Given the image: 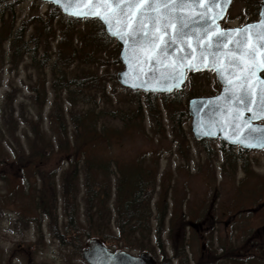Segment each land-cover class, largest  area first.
Instances as JSON below:
<instances>
[{"label":"rangeland","instance_id":"374dc122","mask_svg":"<svg viewBox=\"0 0 264 264\" xmlns=\"http://www.w3.org/2000/svg\"><path fill=\"white\" fill-rule=\"evenodd\" d=\"M51 4L0 0V264H88L83 247L79 250L69 237L60 239L66 223L60 175L67 164L58 150L60 138L63 145L74 143L72 113L87 111L99 112L94 115L100 116L99 126L105 125L107 137L83 128L79 145L66 152L75 157L83 152L96 162L110 163L108 231L115 237L116 173L136 164L156 172L150 202L153 232L146 249L136 241L114 238L112 250L148 251L158 264H237L238 258L239 264H264V148L197 140L192 131L188 101L220 91L215 72H190L185 83L189 98L182 103L168 97L166 106L160 96L161 119L154 120L147 109L131 118L144 97L117 79L124 67L121 44L109 35L105 41L97 37L102 30L97 18L71 17L72 29L66 30L67 15L49 21ZM246 5V0L233 1L230 23L245 21ZM16 34L22 39L17 52L11 45ZM72 52L73 60L64 58ZM83 74H97L100 85L94 89L72 85L67 90L54 83ZM114 109L120 116H112ZM170 110L176 111L175 124ZM58 111L63 114V131L55 121ZM50 137L55 149L43 154L41 147L50 148L46 144ZM158 206L167 209L160 242L155 233ZM191 221L197 226H190ZM185 256L187 261L177 259Z\"/></svg>","mask_w":264,"mask_h":264},{"label":"water","instance_id":"95a60500","mask_svg":"<svg viewBox=\"0 0 264 264\" xmlns=\"http://www.w3.org/2000/svg\"><path fill=\"white\" fill-rule=\"evenodd\" d=\"M51 2L58 6L61 13L70 17L85 18L83 16L73 15V12H82L89 8L93 11H99L102 7H108L111 11H115L114 6L91 5L84 3L83 0H59V3L54 0H44ZM232 0H218L215 6L207 8L206 4L198 5L195 8H184L176 11L177 16H188L191 19L188 28V37L177 38L175 35V25L179 22L176 19L171 21L167 30V37L169 40H175V45L169 44L163 47L158 57L163 61V65L168 66L167 71L160 63L152 64L147 61V53L144 49L138 48L127 35L125 40L121 41L111 35L109 27L101 19H99L105 28V32L110 37L115 38L121 44L120 59L124 65L123 69L117 72V79L124 87L141 92H156V93H172L183 88L187 81V74L191 71L209 69L215 72V75L222 85L219 93L209 96H194L188 101V113L191 117V127L194 136L198 140L208 138H219L229 144L239 145L246 149H263L264 148V117L259 116V112L264 105L261 104L258 98V90L264 89V76L262 72L264 68L257 67L253 73L248 77V83L245 88L250 90V100L245 104H240L237 100L239 95L238 90L229 83L233 80V76L228 75V71L233 72L236 76H241L247 73L250 64L259 65L264 61V50L260 45L264 44V26H260L259 22L264 19V0L261 2L260 20L255 23L247 25H257L253 29H247L241 34L240 32L226 31L231 29H243L242 27L223 28L220 21L225 17ZM68 5L67 10L65 5ZM140 7H143L142 5ZM222 14L215 18V27L211 20L207 23L200 19L198 13L207 11V15L212 17L214 13L221 12ZM139 11V7L133 8V15L129 19L128 30L131 31L134 14ZM148 15V13H146ZM95 18V17H91ZM188 23L189 21H184ZM148 24V21H144ZM205 27L212 29V34L221 33L225 30L215 41L218 46L215 50V64L213 67H208L210 63V53L213 49L209 48L205 52L202 61L196 59L197 40L199 46L203 47L212 40V35L205 36L203 29ZM160 25H156L155 48L161 49L164 45L165 34L159 30ZM140 39H143L142 35ZM242 40L243 44L240 46L244 53L254 49V59L249 60L246 56L241 59L244 63L239 66L226 71V59H235V55L230 52V48H236L235 42ZM189 46H191L189 48ZM181 48H188L192 52L189 59H185L183 63L177 59L183 56ZM139 53L144 57L139 64L135 59H132L134 53ZM154 54V53H153ZM191 66V67H190ZM176 67L177 71L182 72L183 75L177 77V72L173 71ZM243 68V71H241ZM219 69V71L215 70ZM135 85V87L133 86ZM250 108L252 111H247ZM239 110L238 117L235 124L240 125L241 128L230 126L228 121ZM249 123L253 126V130L249 132L243 129V125ZM241 136L245 143L240 144L233 141V137ZM82 257L88 264H157L154 256L148 251H142L134 254L124 249L112 250L99 237H90L85 242V247L82 249Z\"/></svg>","mask_w":264,"mask_h":264},{"label":"trees","instance_id":"16d2710c","mask_svg":"<svg viewBox=\"0 0 264 264\" xmlns=\"http://www.w3.org/2000/svg\"><path fill=\"white\" fill-rule=\"evenodd\" d=\"M51 6L53 7V10L51 11V14L48 15V20L54 21L55 17L62 13L58 6L54 4H51ZM66 18L67 24L65 25V30L67 28L72 29L71 21L73 18L70 16ZM98 21L101 23L100 20ZM39 22H41V19ZM44 26L46 31L51 28V24ZM24 28L25 26L21 28V33ZM101 29L102 30L97 37L102 39V41L110 40L104 31L102 23ZM20 38L21 36L16 34L11 40L13 48L17 47L16 52L20 51L22 47V44H17L18 41L22 40ZM68 39L69 35L67 36V32H65L63 41L67 42ZM68 57L73 60L75 53L72 52L66 54L64 58L68 59ZM100 80L101 78L97 74H83L81 76H74L70 79L64 76L54 83H61V85L67 90L72 85L81 88L87 87L88 89H94L100 85ZM130 92L139 95V97L142 94L144 97V102H139L137 110L130 115L131 118H133V116H138V114L143 115L145 109H147L154 120H157V117L161 119V110L158 101L160 96L162 97L164 104L167 103L168 97H173L175 101L178 99L181 103L184 99L189 98L187 95L188 93L185 90V85L182 89L176 90L172 93H142L132 90H130ZM69 100L71 101V99ZM183 112L186 114V111ZM111 113L113 114V117L118 115L116 109L111 111ZM175 113L176 111L170 110V119L174 124L176 119ZM94 114H99V112L94 113L87 111L83 115H74V113H72V117H74V143L71 145L69 142H66L63 145L62 139H59L58 150L60 149L61 152L64 153L63 163L67 164V168H65L60 175L61 193L63 197L62 207L66 217L63 236H60V239L62 240V238L69 237L71 242H73L79 250L82 247H85V237H99L108 247H111V240L114 238L122 240L123 243L136 241L142 249H146L144 245L147 240H150L153 232L151 223L153 209L150 202L156 186L155 170L152 174L151 169L136 164L128 166V168L124 170L119 169L120 171L116 173L117 179L115 183L114 208L116 210L115 222L119 229V236L115 237L111 231H108V229L111 228L109 227L112 212L110 201L113 195L110 163H105L104 161L96 162L91 156L84 155L83 152L78 157H75V155H73L74 153L66 152V150L73 151L76 149L75 145H79L78 138L83 128L85 129V133H87V130L94 129L96 134L107 137L106 127H104L105 125L102 127L99 126L100 116H95ZM62 115V112L58 111V113L55 114V121L63 131V123L61 122ZM82 135H84V133L80 136ZM48 139L49 140L46 144L50 148H44L42 146L41 152L43 154L49 149L50 151L55 149L52 138L50 137ZM158 161L159 157L157 159V162ZM166 216L167 209H161L158 206L155 215V233L158 242H160L162 232L165 228ZM184 260L187 261L186 256L183 257L182 262Z\"/></svg>","mask_w":264,"mask_h":264},{"label":"snow or ice","instance_id":"6c2138e0","mask_svg":"<svg viewBox=\"0 0 264 264\" xmlns=\"http://www.w3.org/2000/svg\"><path fill=\"white\" fill-rule=\"evenodd\" d=\"M54 2L59 3V0H54ZM84 3H88L91 5H102L108 6L112 5L115 8V11H111L108 7H102L99 11H93L91 8L85 11L73 12V15L83 16V17H95L101 19L105 24L109 27V32L111 35L121 41L125 40V36L127 35L130 39H132L133 43L136 44L138 48L144 49L147 53V61L148 63L156 64L160 63L165 67V71H167V67L163 65V61L159 60L158 57L160 55V51L163 47H167L169 44L175 45V40H169L167 37V30L171 24L173 19L178 20L179 22L175 25V35L177 38L184 37L187 38L188 28L191 23V19L188 16H177L175 13L178 9L184 8H195L198 5L206 4V9L215 6L218 0H83ZM143 7H140V6ZM66 10L68 5H65ZM139 7V11L134 14V20L132 22L131 31L128 30V23L130 17L133 15V8ZM148 13V15H146ZM222 14L221 12L214 13L212 17L207 15V11L198 13L200 19H203L206 23L211 20V23L215 26V18ZM147 20L148 24H145L144 21ZM189 21L185 23L184 21ZM160 25V31L165 34L164 45L161 46V49L155 48V42L157 37L154 32L156 29V25ZM260 26H264V19L259 22ZM218 27V26H215ZM257 27V25H245L243 29H231L226 31L232 32H243L247 29H253ZM225 30H221V33L212 34V29L205 27L203 29V33L205 36L212 35V40L209 41L208 44L203 47L199 46V40H197V48H196V59L198 61H202L204 58V54L208 51L209 48L213 49V52L210 53V63L207 65L208 67H213L215 64V50L217 49V45L215 41L219 39L220 35ZM143 39H140V37ZM243 41L237 40L235 42L236 48H230V52L235 55V59H226V71L241 66L244 61L241 59L242 57H247L249 60L254 59V49L249 50L247 53H244L240 46H242ZM191 46H189L190 48ZM261 49L264 50V44L260 45ZM181 52H183V56L177 57L180 63H183L185 59H189L192 56V52L188 50V48H181ZM154 53V54H153ZM132 59H135L139 64L144 57L141 56L138 52L134 53ZM191 67V66H190ZM257 67L264 68V61H262L259 65L250 64L247 73L241 76H236L233 72L228 71V75L233 76V80L229 81L230 84L234 88L238 90L239 95L236 97L240 104H245L248 100H250V90L245 88V84L248 83V77L253 73L254 69ZM219 71V69H215ZM173 71L177 72V77L182 76L183 73L177 71L176 67H173ZM243 71V68H241ZM135 87V85H133ZM258 98L262 105H264V89L258 90ZM247 111H252V109L247 108ZM239 110L235 114L232 115L230 120L228 121L230 126H234L236 128H241L240 125L235 124V121L238 117ZM260 117H264V107L261 108L259 112ZM243 129H247L249 132L253 130V126L249 123H245L243 125ZM234 142L244 144L245 140L241 136H235L232 138Z\"/></svg>","mask_w":264,"mask_h":264},{"label":"flooded vegetation","instance_id":"af4514ba","mask_svg":"<svg viewBox=\"0 0 264 264\" xmlns=\"http://www.w3.org/2000/svg\"><path fill=\"white\" fill-rule=\"evenodd\" d=\"M234 0H232L229 8H228V11L225 15V17L220 21V24L223 28H230V27H242V26H245L247 24H250V23H255L257 22L258 20H260L261 16H260V11H261V2L263 0H246L247 1V5H246V12L248 13V16L245 17V21L243 22H237V23H230L231 22V16H230V7L232 5ZM262 74L264 75V71L262 72ZM228 143V142H227ZM240 147V146H239ZM242 148V147H241ZM229 224V221L226 222V225ZM190 226H193V227H196L197 224L193 221L190 222L189 224ZM202 245L205 246L206 243L204 241V238H202ZM176 250H178V247L176 246ZM239 256H241V252L239 251ZM187 259H188V256H186ZM178 260H180L182 262L183 260V257H180L178 258ZM157 261V260H156ZM235 261H237V264H239V258L238 260L235 259ZM157 264H158V261H157ZM200 264V263H198ZM236 264V263H235Z\"/></svg>","mask_w":264,"mask_h":264}]
</instances>
